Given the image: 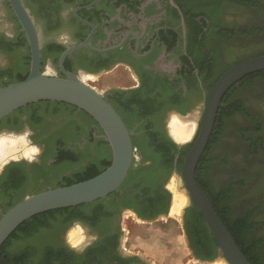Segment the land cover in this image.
<instances>
[{"label":"flooded vegetation","instance_id":"af4514ba","mask_svg":"<svg viewBox=\"0 0 264 264\" xmlns=\"http://www.w3.org/2000/svg\"><path fill=\"white\" fill-rule=\"evenodd\" d=\"M22 2L38 33L33 10L38 11L50 34L62 35V41L52 40L47 44L51 54L52 44L68 49L92 35L91 47L67 57L64 64L67 71L79 76L118 72L128 75L129 83L111 86L102 92L135 136L140 134L136 130L147 124L159 137L164 133L170 138L167 127L173 113L184 115L198 105L202 110L210 89L231 66L264 54V0ZM0 9L12 15L17 27L13 32L0 28V54L9 57L7 63L0 61V69L7 70L9 82L26 74L30 49L28 41L20 43L21 37L27 38L9 1L0 0ZM44 49L41 45V52ZM49 61L57 70L55 75L63 76L59 61L54 62L52 57L46 60L43 72ZM223 100L215 123L220 125L219 130L214 126L196 171L200 172L201 186L220 201L219 207L228 216V224L233 222L245 241L253 238L260 242L259 262L264 264V75L245 77ZM50 104L57 106L55 102ZM18 113L0 120V135L16 132L14 129L24 124L23 116L14 117ZM36 116L28 138L31 142L41 141L38 151L31 160L19 157L20 160L13 161L0 173V218L25 197L57 188L77 173L100 165L103 131L92 117L85 115L82 122L70 119L54 123L39 112ZM127 119L135 124L133 129ZM242 120H245L243 134L247 136L245 146L250 158L246 167L252 174L243 183L227 178L229 173L238 170L237 161L224 164L225 170H216L214 156L226 129ZM191 144L176 145L183 149ZM104 148L107 150L106 145ZM136 155L134 160L141 161ZM177 155L173 173L181 175L177 169L180 154ZM33 186L35 189H29ZM128 195L120 191L118 197L108 196L81 208L59 212L49 223L41 222L39 228L30 225L23 237L13 239L6 246L5 258H29V264H148L150 255L142 245L135 246L133 251L127 247L134 248V245L123 246L125 220L131 218L150 224L168 216L169 211L158 213L162 207L148 206ZM200 214L193 203L188 205L182 215L181 229L192 257L209 262L219 256V249H215V239L212 241L206 236L208 229ZM243 220L246 226L238 228V222ZM73 227L83 229L84 244L75 246L71 241L69 232ZM32 228L37 231L27 235ZM130 240L132 236L127 238ZM214 253L217 257L212 259Z\"/></svg>","mask_w":264,"mask_h":264},{"label":"water","instance_id":"95a60500","mask_svg":"<svg viewBox=\"0 0 264 264\" xmlns=\"http://www.w3.org/2000/svg\"><path fill=\"white\" fill-rule=\"evenodd\" d=\"M8 1L28 41L30 70L25 80L0 88V120L21 108L39 102H59L77 107L91 116L102 129V138L111 148L112 163L102 173L89 180L29 195L8 209L0 218V249L23 223L37 215L89 204L117 192L127 180L134 159L137 158L133 144L135 133L128 129L117 110L105 99L103 92L85 83L81 79V75H76L65 69L64 64L67 57L85 47H91L92 35L87 41L71 46L63 52L58 62V68L63 76L55 75L57 70L51 61L46 66V72H43L41 42L36 24L22 0ZM77 17L94 28L90 22L78 15ZM263 71L264 54L236 63L210 89L202 110L199 109L193 114L185 115L173 113L171 116H195L197 118L196 129L190 140H176L170 133L169 122L167 127L169 137L177 145L183 146L193 142L184 160L183 174L174 172L165 185L166 191L172 197L168 215L171 213L174 202V194L168 184L174 176L179 179L181 190L187 196L186 207L193 203L201 213L208 230L219 246L218 260L225 264L251 263L218 216L209 197L198 184L196 169L211 138L224 96L245 77ZM82 75L85 76L86 74ZM8 135L16 136L18 134L11 133ZM28 144L31 145L30 141ZM21 158L31 160L27 157ZM21 158H12L3 162L0 173L6 166ZM184 210L185 208L182 215Z\"/></svg>","mask_w":264,"mask_h":264},{"label":"trees","instance_id":"16d2710c","mask_svg":"<svg viewBox=\"0 0 264 264\" xmlns=\"http://www.w3.org/2000/svg\"><path fill=\"white\" fill-rule=\"evenodd\" d=\"M22 35H24V34H22ZM20 41H21L20 43H22V44H27V40L23 37H21ZM50 48L52 50H54L52 54L49 52L47 45H46L45 49L42 50L43 68L46 64V60L49 57H52L54 62L57 63L59 61L61 54L66 50V47H64L60 44H52V45H50ZM46 50H48V51H46ZM27 56H28L27 57L28 61H27L26 74L22 75L20 78H18L16 80H13V81L11 80V81L7 82V79H6L7 78V70L0 69V88L5 87V86L10 85V84H13V83L21 82L28 77L29 70H30V52L28 53ZM258 74L264 75V71L259 72V73H255V75H258ZM13 78L14 77H12V79ZM43 103L50 104L52 102H39L38 104H43ZM222 103H224V100H222ZM55 104H57L58 107L59 106H65V107H69V108H72L75 110H79L77 107L71 106L69 104L58 103V102H55ZM33 105H35V104L28 105V107L33 106ZM22 109L23 108L19 109L18 111L20 112ZM80 111L84 115L91 118V116H89L86 112H84L82 110H80ZM9 117L10 116H8L7 119ZM36 118H37V116L34 117V119H36ZM36 121H37V119H36ZM126 122L131 129L134 128L135 124L133 122H129L128 119L126 120ZM215 127L218 128V130H219L220 125L217 123ZM150 128H151L150 125L142 124L139 127V129L136 130V133H140V134L136 135L133 138V144H134V147L136 149V154H138L141 157V161L137 162L136 160H134L132 169L129 173L127 180L122 185V187L118 190V192H115V193L111 194L110 196L111 197L112 196L118 197L119 192L123 191V192H125L126 196H127V194H129L128 196L134 197V199H136L140 203L147 204L148 206H151V207L152 206L153 207H162L160 209V211H158V213H167L169 211V207H170L171 195L164 189V186L167 184L170 177L172 176L173 162H174L175 156L177 154H180L177 169L181 173V175L183 174L184 160H185L188 152L190 151L192 144L183 148V149H179L178 146L174 142H172L171 139L168 138V136H166L164 133H163L164 136L159 137L158 134L151 132ZM91 138L94 139L93 136ZM101 143H102L101 146H103V148L101 149L102 150L101 151L102 152V158L100 159V162H99L100 165H97L96 166L97 168L95 166L94 167L92 166V167H89L88 169H86L82 172L77 173L76 176H74L71 180H69L68 182H66L65 184H63L59 187H66V186H70L73 184H77V183L89 180V179L99 175L100 173H102L104 170H106L111 165V163H112L111 148L105 140H101ZM105 145H106L107 150H105V148H104ZM199 174H200V172H199V170H197L196 171V180H197L198 184L200 185V187L204 190L206 195L211 200V203H212L215 211L217 212L218 216L223 221V223L225 224L227 229L230 231L231 235L233 236L234 240L236 241L237 245L239 246V248L241 249L243 254L246 256V258L250 261L251 264H260V262H259V251H258V246H259L260 242L253 239V238H250L249 241H247V240L245 241V238L242 237V233L237 229V226L233 222H230L228 224V221H229L228 216L226 217V213L221 210V206L219 207L220 201L215 198V196L210 192V190L208 188L201 186V182H200L201 180L199 178ZM243 182L244 181H242L241 183H243ZM47 190H49V189H47ZM44 191H46V190H44ZM38 193H40V192H38ZM35 194H37V193H35ZM17 203H15V204H17ZM15 204H13L12 206H14ZM136 205H137V203L133 204L134 207H136ZM12 206H10L8 209H10ZM84 206H86V204L82 205V206H78L76 208H81ZM70 209H75V208H67V209H60V210L46 212V213L37 215V216L33 217L32 219L23 223L10 236V238L7 240V242H5V244L1 247V249H0V264H29V262H30L29 258L21 259V260H19V259L12 260L10 258H5L4 251H5L6 246L8 247V245L10 244V242H12L13 239H16V238L18 239V238L23 237L22 236V235H24L23 232L25 230H27V228H29L30 225H33L35 228H39V227H41V222H46V224H47V222L49 223L50 220L59 212H62L65 210H70ZM141 214L143 215L144 213L141 212ZM200 216H201V220H203V222L205 223L203 216L201 214H200ZM238 225H239L238 228L240 226L245 227L246 222H244V220L239 221ZM204 227L206 228V230L208 229L206 226V223H205ZM34 231H37V230L34 228L29 229V233L27 235L32 234ZM207 231H205L206 236L208 237V239L213 241L214 238H212L213 237L212 234L210 233V231H208V232ZM214 241L216 243L215 249L216 248L219 249V246H218L216 240H214ZM216 257H217V253H214L211 258L213 259Z\"/></svg>","mask_w":264,"mask_h":264},{"label":"rangeland","instance_id":"374dc122","mask_svg":"<svg viewBox=\"0 0 264 264\" xmlns=\"http://www.w3.org/2000/svg\"><path fill=\"white\" fill-rule=\"evenodd\" d=\"M33 15L37 20L39 26V33L41 39V45L45 48L46 45L52 41H62V35L60 34H50L46 29L43 21L39 17L37 10H33ZM0 28L5 31L13 32L16 30V26L13 23V17L11 14H8L7 11L0 9ZM9 57L4 54H0V61L7 63ZM46 72V68L44 69ZM81 79L92 86L96 90L102 92L106 88L117 85H125L129 83L130 78L124 73H116L111 75H81ZM200 109V105L192 108L187 114H193ZM36 112H39L43 117L48 119L51 122L57 123L68 120H77L85 121V115L75 109L69 107H57L55 105L43 103L34 106H29L21 110L16 116H23L26 120L24 124L19 125L14 130L18 135L17 137H26L28 141L29 138L27 134L31 132V129L35 125L34 117ZM185 115V114H184ZM39 116V115H38ZM172 117V116H171ZM183 118H195V116L183 117ZM201 118V117H200ZM199 118V121H200ZM171 119V118H170ZM247 120V119H246ZM197 121V118H196ZM245 120L241 122H234L228 129H226L223 141L221 145L218 146L214 156L216 157L215 169H227L224 164H228L229 161L238 162L240 164L238 170L228 175L229 180H241L245 182V179H250L252 174L250 169L246 167L248 159L246 153L245 142L247 141V136L243 134V126ZM13 125V124H11ZM14 126V125H13ZM194 134V133H193ZM8 135V134H7ZM1 136V135H0ZM193 136V135H192ZM245 136V138L243 137ZM192 138V137H191ZM190 138V139H191ZM31 145L28 147L37 148L41 144V141L31 142ZM39 144V145H38ZM37 150V149H36ZM23 149L19 150L18 155H22ZM252 161V160H251ZM250 162V161H249ZM225 167V168H224ZM222 170V171H223ZM228 174V172H226ZM176 178V177H175ZM174 179L172 177L171 183ZM228 180V181H229ZM170 184H168L169 186ZM31 190L35 189L34 186L29 188ZM181 190V189H180ZM182 191V190H181ZM174 204V203H173ZM173 207V206H172ZM186 208V206H185ZM183 209V208H182ZM172 212V210H171ZM182 222V210L180 213H175L168 215L167 217L160 218L153 223L144 224L140 223L138 220L126 219L125 220V234L123 238V246L134 245V248L127 247L129 250H134L135 246L142 245L144 249L149 252L148 264H221L222 262L218 260L219 256L209 262H203L196 260L192 257L191 251L188 245L186 238L183 236L181 229ZM76 229H81L80 227H73L69 232V236ZM84 233V231H83ZM85 234V233H84ZM133 237V240L127 241L128 237ZM139 251V249H136ZM140 251H142L140 249Z\"/></svg>","mask_w":264,"mask_h":264},{"label":"bare ground","instance_id":"6f19581e","mask_svg":"<svg viewBox=\"0 0 264 264\" xmlns=\"http://www.w3.org/2000/svg\"><path fill=\"white\" fill-rule=\"evenodd\" d=\"M190 117V116H189ZM196 117L195 118H183L178 115H173L169 121L170 133L178 141H188L192 137L196 129ZM28 140L26 137H17L13 135L3 134L0 136V167L3 162L12 158H19L25 156L31 158L35 155V148L28 147ZM23 149L22 155H18L19 150ZM168 186L174 194V204L172 207V214L180 213V211L185 208L188 203L187 196L185 192L181 189L180 181L178 178L173 179ZM183 208V209H182ZM83 231L81 229H76L70 235V239L75 246H80L85 243V238L83 236ZM225 264V263H221Z\"/></svg>","mask_w":264,"mask_h":264}]
</instances>
